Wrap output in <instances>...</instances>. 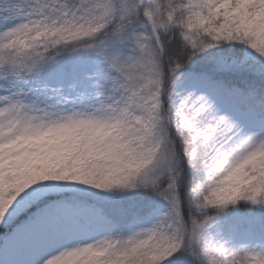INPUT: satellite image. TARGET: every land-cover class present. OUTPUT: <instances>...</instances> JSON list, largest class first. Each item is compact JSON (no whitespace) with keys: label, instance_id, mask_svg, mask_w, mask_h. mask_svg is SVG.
<instances>
[{"label":"snow or ice","instance_id":"obj_1","mask_svg":"<svg viewBox=\"0 0 264 264\" xmlns=\"http://www.w3.org/2000/svg\"><path fill=\"white\" fill-rule=\"evenodd\" d=\"M0 264H264V0H0Z\"/></svg>","mask_w":264,"mask_h":264}]
</instances>
